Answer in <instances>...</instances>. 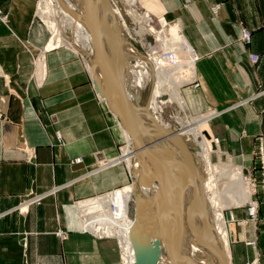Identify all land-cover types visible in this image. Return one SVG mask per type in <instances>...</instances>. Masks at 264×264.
Here are the masks:
<instances>
[{
  "label": "crops",
  "instance_id": "1",
  "mask_svg": "<svg viewBox=\"0 0 264 264\" xmlns=\"http://www.w3.org/2000/svg\"><path fill=\"white\" fill-rule=\"evenodd\" d=\"M139 1L163 25L173 20L197 53L188 100L206 112L221 154L258 176L264 0ZM38 2L0 0V264H122L113 236L102 237L100 206L85 203L129 183L124 162L113 163L127 136L87 61L67 45L47 49ZM247 205L226 213L232 264L258 251L264 260V222L255 226ZM254 237L257 246L246 245Z\"/></svg>",
  "mask_w": 264,
  "mask_h": 264
},
{
  "label": "bare ground",
  "instance_id": "2",
  "mask_svg": "<svg viewBox=\"0 0 264 264\" xmlns=\"http://www.w3.org/2000/svg\"><path fill=\"white\" fill-rule=\"evenodd\" d=\"M127 2L133 6L137 0H127ZM39 10L38 15H41L40 18L49 25L48 29L52 34L48 41V50L65 44L67 40L63 36V31L74 28L76 43L90 52L88 65L93 73L98 93L104 100L106 99L104 89H108L106 85L108 68L112 63L117 62L115 57L120 39L117 33L113 32L115 22L111 14L115 13L120 21L118 31L121 33L124 47H121L123 57L121 63L118 62V66L120 64L119 73L122 83H116L111 91L108 90L114 102L129 113L136 128L142 133L144 141L149 145L151 162L143 150H137L140 138L136 132L131 128L128 130L120 122L128 140L124 152L127 156L134 157L130 161L136 173L135 183L122 190L115 189L105 196L100 195L94 200L90 198L92 203H85V208L89 211L94 206V209L100 206L98 219L101 220L102 236H110L114 231L116 232L114 234H117L122 241L123 264L170 262V264H232L230 237L226 228L227 219L224 210L234 203L243 204L249 197L243 171L230 162L223 161L216 165L221 166L220 170L216 167L209 178L199 172L198 165L194 171V164L190 162L194 157L181 149V145L186 147L201 145L212 158L213 153L222 156L218 143L209 133H204L205 125L199 124L196 119L182 124L181 129H173L163 121L161 113L163 107L155 98L157 90L159 93L157 96L167 103L169 98L166 88L167 85H171L174 89V100L182 108L187 107V101L181 94V85L193 80L196 57L181 30L176 24L173 26L165 24L163 30L151 28V18L146 14H138L132 9L130 14L139 23L134 32L148 49H153L158 42L163 50L162 54L154 52L155 56H152L151 51L148 50L149 56H145L133 46L129 29L127 30L120 10L103 0H76V3L73 0H42ZM59 16L61 24L57 20ZM92 28H99L101 34L94 35L90 30ZM146 36L151 38H147V41ZM132 59H135V64H132ZM148 78L155 81L153 99L144 110L139 100L141 88L145 86ZM160 127L166 130V136H162L164 130L162 131ZM171 130L176 132L171 133ZM195 133L197 135L194 137ZM152 172L159 173L166 184L156 181ZM215 172L218 176L221 173V178H230V183L224 190L220 189L221 178H217ZM212 176L214 180L211 183ZM138 180L141 181V189ZM211 186L214 190L208 192ZM144 192L151 194L147 196ZM181 194L183 201L179 198ZM130 198V203L136 208L131 205L130 212H127L126 203L129 206ZM120 199L124 205L121 209L113 203L114 200ZM139 210L143 214L144 211L150 212V217H146L148 213L143 217L150 218L155 229L154 233L148 231L150 234H145L146 231H143L145 229H141L144 225L138 224ZM120 211L125 213L124 217L127 218L121 220ZM138 235L139 240L137 239L135 243L141 246L140 256L136 255L137 252L131 241V238L135 239ZM154 237L156 248L152 246Z\"/></svg>",
  "mask_w": 264,
  "mask_h": 264
},
{
  "label": "rangeland",
  "instance_id": "3",
  "mask_svg": "<svg viewBox=\"0 0 264 264\" xmlns=\"http://www.w3.org/2000/svg\"><path fill=\"white\" fill-rule=\"evenodd\" d=\"M42 0H39V2H38V8H37V14H36V19H37V21L38 22H40V24L42 25V27L45 29V31L49 34V40H50V38H51V36H52V34H51V31H50V29H48L49 28V25L43 20V19H41L40 17H41V15L39 16L38 15V13H39V5H40V2H41ZM112 1V6L113 7H117L119 10H120V12H121V15H122V19L125 21V23H126V25H127V30H128V32L130 33V40H131V42H132V44H133V46L137 49V51L138 52H140V53H143L145 56H149L147 53H149V51L148 50H150L151 51V53H152V56H155L156 54L154 53V52H157V54H162V48L160 47V45H159V43L158 42H156V46H154L153 47V49L152 48H150V49H148V47H146L145 45H144V43L142 42V39H140V37H138V35L134 32V29L137 27V25L139 24L138 22H137V20L130 14V11L132 10V9H135V11H137V13L138 14H146V15H148L150 18H151V28L153 27L154 29H157V30H163L164 29V26L165 25H163V20H167L166 18H160V17H158V15H156V14H150V13H148L147 12V7L144 5V4H141L140 3V1L139 0H137V3L135 4V5H133V6H131L128 2H127V0H111ZM73 2L74 3H76V0H73ZM163 3H164V1H162ZM164 6H165V4H164ZM106 7V6H105ZM166 8V7H165ZM40 14V13H39ZM167 18H168V16H167ZM169 19V18H168ZM57 20L59 21V23L61 22V17L59 16V17H57ZM169 23H166V24H168L169 26H173L174 25V21L173 20H171V19H169V21H168ZM46 23V24H45ZM61 24V23H60ZM142 24V23H141ZM144 25V24H143ZM148 28H150V27H148ZM150 31V30H149ZM172 32V31H171ZM150 33H151V31H150ZM75 30H74V28H67L66 29V31H63V36H64V38L67 40V42L64 44H62V45H66L67 44V46H69L71 49H74L76 52H78L79 54H80V56L82 57V58H84V60H86L87 61V65H88V63H89V54H90V52H89V50L87 51L86 49H84L82 46H80L79 44H77L76 43V40H75ZM152 34H153V32H152ZM149 35V34H148ZM133 36V37H132ZM151 36V35H150ZM156 37V36H155ZM150 39L149 37H147L146 36V40L148 41V39ZM24 45H27L26 47H29L30 49H31V47H33L32 46V44L30 43V42H25L24 43ZM61 46V45H60ZM59 46V47H60ZM50 50V49H49ZM52 50V49H51ZM86 52V53H85ZM150 53V54H151ZM132 56V55H131ZM133 57V56H132ZM134 62V63H133ZM136 63V61H135V59H132V64H135ZM88 68H89V65H88ZM89 70H90V72H91V69L89 68ZM93 74V73H92ZM185 74V73H184ZM95 82V81H94ZM154 79H152V78H148L147 80H146V83H145V86L143 87V88H141V97H140V100H139V104L143 107V109L145 110L146 108H147V105H148V103H150L151 101H152V99H153V89H154ZM190 81H186V82H184V84H182L181 85V94H183V97L186 99V101H187V107L186 108H182L181 106H180V104L176 101V100H174V95H173V90L174 89H172V87H171V85H167V88H166V92H167V97L169 98V100H167L168 102L167 103H164L163 102V100H162V98L161 97H158L157 95H159V93H158V91L156 90L155 91V98H157V100H158V103L163 107V110H162V119H163V121L166 123V124H168V125H170L173 129H181V127H182V124H187V121L188 122H191V121H193L194 119H196V122H198L199 124H204L205 125V127H204V133L206 134V133H209L210 135H212V133H211V130H210V127H209V124H208V122L206 123V116H207V114H206V112L205 111H201V110H198V109H196L194 106H192V104L190 103V101L188 100V90H187V88L190 86ZM95 86H96V84H95ZM169 87H171V88H169ZM170 99L172 100V101H170ZM150 101V102H149ZM186 109V110H185ZM185 110V111H184ZM197 134L195 133L194 134V137L196 136ZM211 138L213 139V137L211 136ZM188 139L190 140V138L188 137ZM214 141H215V139H214ZM216 142H217V140H216ZM218 143V142H217ZM127 145H128V143L126 142V140L124 139V141H123V143H121L120 144V146H119V155H118V158L113 162V163H115V164H120V163H122V162H124V166L126 167V169H127V173H128V176H129V178H130V181H129V183L127 184V185H125V186H123V187H120V188H118V189H120V190H122V189H124V188H126L127 186H130V185H133L134 183H135V177L134 176H136V173H135V169L133 168V166L131 167V165H132V163H131V161L130 160H132L134 157H130V155L129 156H127V154H125V149L127 148ZM191 150H193L194 152L193 153H195L196 152V155H195V159H192V161H190L191 162V164H194V162H195V160L197 161L196 162V165H198V168H199V172H202L201 174H203L204 176H206V178H209L210 176H211V174H212V172L214 171V169L217 167L218 169L221 167V166H216V165H219L220 164V161H223V162H225V163H229V161H228V158L226 157V156H224L223 154H222V156L220 155V154H218V153H213L212 154V158L207 154V152L202 148V146L201 145H198V144H196V145H193L192 147H190V146H188ZM220 156H221V159H220ZM127 158V159H126ZM132 158V159H131ZM223 159V160H222ZM129 161V162H128ZM257 161H258V159H257ZM213 169V170H212ZM220 170V169H219ZM223 172H226V170H222ZM216 173V172H215ZM214 173V174H215ZM221 173L219 174V176H218V174L216 173V176H217V178H221ZM212 180H214V176H212L211 178H210V182L212 183ZM140 183V184H139ZM229 183H230V178H228V177H222L221 179H220V181H219V186H220V189L221 190H224V188H225V186H228L229 185ZM138 184L140 185V188L139 189H141L142 188V186H141V181L140 180H138ZM245 184L247 185V187H248V190H249V197H248V199L243 203V204H245V203H248V201L250 200V195H251V191H252V188L250 187V185L245 181ZM214 190V188H213V186H211V188L209 189V191L208 192H212ZM111 192V191H110ZM110 192H108V193H105V194H102V196L104 195H107V194H109ZM144 194L145 195H149L150 196V192H144ZM213 195V194H212ZM123 201L120 199L119 201H117V200H114L113 201V203H114V205L117 207H119L120 209L121 208H124V205H123V203H122ZM131 202V198H130V200L128 201V205L129 206H127V203H126V208H127V212H130V207H131V205H133V203H130ZM112 203V204H113ZM234 205H236V206H238V204H236V203H234L232 206H227L226 208H225V210H224V215H225V218L227 219V216H226V214L225 213H227L228 211H230V207H233ZM240 205H242V204H240ZM134 207H135V205H133ZM136 208V207H135ZM124 211H125V209H124ZM140 211V210H139ZM102 212V211H101ZM100 212V213H101ZM142 213V214H141ZM148 213V214H147ZM147 213H145V211H144V214H143V212H139V217L140 218H138L139 220H137L138 221V224L139 225H141V226H143L144 228H141L142 230L143 229H145V230H143V231H146L145 232V234H150L148 231H152L151 232V234L152 233H154V231H155V229H154V226H153V224L151 223V221L149 220L150 218H145V217H143L144 215H146V217L148 216V217H150L151 216V214H150V212L148 211ZM98 215V214H97ZM125 216V213H122L121 211H120V215H119V217H120V219L121 220H123V219H125V218H127V217H124ZM142 216V217H141ZM144 219H148V220H144ZM143 220V221H142ZM104 223L105 222H107V221H103ZM146 222V223H145ZM150 222V223H149ZM141 223H143V224H141ZM228 223V220H226V228H227V230H229V224H227ZM120 224V227H122L121 226V222L119 223ZM145 224H147L149 227V229L147 228V225H145ZM152 225V226H151ZM245 226V225H244ZM104 227V226H103ZM147 229H146V228ZM232 227V226H231ZM113 228H116V226H113ZM112 228V229H113ZM122 229V228H121ZM120 229V230H121ZM123 230V229H122ZM154 230V231H153ZM233 230V229H232ZM235 230V229H234ZM113 231H114V229H113ZM115 232V231H114ZM114 232L112 233V235H110V236H113V238H111V237H109V236H107V235H103L102 237H109V238H111V239H113L115 242H116V244L118 245V256H119V261L123 264V254H122V241L119 239V237H117V234H114ZM116 233V232H115ZM121 233V232H120ZM156 233H157V231H156ZM228 234L230 235V232L228 231ZM143 236V235H142ZM148 236V235H147ZM139 238V235H138V237L136 236V240L135 239H132L131 238V241H132V243H133V246H134V248H135V250H136V255H141V253H140V251H141V246H138L135 242L137 241V239ZM230 239V238H229ZM139 240V239H138ZM137 245V246H136ZM133 246H132V249H133ZM136 246V247H135ZM152 246L154 247V248H156V238L154 237V238H152ZM138 247H140V248H138ZM230 254H231V251H230ZM231 259H232V255H231ZM169 262V261H168ZM232 262V261H231ZM171 263V262H170ZM170 263H168V264H170ZM191 263H192V261H191ZM157 264H160V263H157Z\"/></svg>",
  "mask_w": 264,
  "mask_h": 264
},
{
  "label": "built area",
  "instance_id": "4",
  "mask_svg": "<svg viewBox=\"0 0 264 264\" xmlns=\"http://www.w3.org/2000/svg\"><path fill=\"white\" fill-rule=\"evenodd\" d=\"M252 38L251 31L248 29H243L242 39L245 42H250ZM196 59L198 58L197 53L193 50ZM259 55H253V61H257ZM0 117L2 114L0 113ZM60 136V135H59ZM257 147H256V158L258 159V176H255L253 172L245 170L243 175L244 181H246L252 188L250 200L247 205V213L249 215V220L256 226L260 221L264 222V132L260 133L257 137ZM82 159L76 158V162H80ZM38 201L39 199H33V201ZM262 211V214L260 213ZM58 235L62 238H66L67 234L64 231H58ZM246 245L256 247L258 243V238H245ZM26 245V241H24ZM261 252H257L253 259L245 261L243 264H264V260H261Z\"/></svg>",
  "mask_w": 264,
  "mask_h": 264
},
{
  "label": "water",
  "instance_id": "5",
  "mask_svg": "<svg viewBox=\"0 0 264 264\" xmlns=\"http://www.w3.org/2000/svg\"><path fill=\"white\" fill-rule=\"evenodd\" d=\"M105 3H108V4H112V1L111 0H103ZM112 17H113V20L115 22V26L113 28V32L117 33L118 37L120 38L118 40V49H117V55H116V60L117 62L116 63H112L111 66H109L108 68V81L106 83L107 85V88L111 91V89L113 88V86L116 84V83H122V79H121V76H120V73H119V69H120V64L118 66V62L121 63L122 61V57H123V54H122V49L121 47H124V42H123V39H122V36H121V33L118 31V26L120 24V21L118 19V17L116 16L115 13H112L111 14ZM91 32L96 35V34H101L100 33V29L99 28H92L90 29ZM119 60V61H118ZM108 89H104V94H106V99H105V103L107 104L108 108L110 109V111H112L116 116H118L120 122L122 123L123 126L127 127V129L129 130L130 128L136 132V134L139 136L140 138V144L139 146L137 147V150H143L145 155L148 156L149 160H150V149H149V145H147V143L144 141V137L142 135V133H140V131L136 128L135 124L133 123L129 113L124 110V109H121L113 100V98H111V95L109 93V90ZM98 90V89H97ZM162 129V131L164 130L163 127H160ZM171 133L173 132H176V131H170ZM177 135L178 132H177ZM162 136H166V130H164V133H162ZM181 149H183L184 151H186L189 155H191L192 157H194L195 159V156H194V151L191 150L189 147H186V146H183L181 145ZM151 162V160H150ZM196 160L194 162V171H196ZM152 174L155 176V180L162 183L163 185L166 184V182H164L162 176H160L159 173H155V172H152ZM179 198L183 201V196L182 194L179 195ZM227 216L230 218V213L227 212Z\"/></svg>",
  "mask_w": 264,
  "mask_h": 264
}]
</instances>
